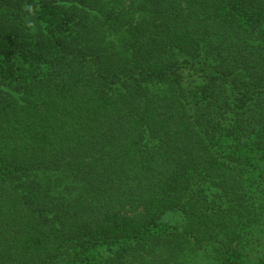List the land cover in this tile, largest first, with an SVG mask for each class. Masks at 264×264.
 <instances>
[{"label": "trees", "instance_id": "obj_1", "mask_svg": "<svg viewBox=\"0 0 264 264\" xmlns=\"http://www.w3.org/2000/svg\"><path fill=\"white\" fill-rule=\"evenodd\" d=\"M0 264H264V0H0Z\"/></svg>", "mask_w": 264, "mask_h": 264}, {"label": "clouds", "instance_id": "obj_2", "mask_svg": "<svg viewBox=\"0 0 264 264\" xmlns=\"http://www.w3.org/2000/svg\"><path fill=\"white\" fill-rule=\"evenodd\" d=\"M26 11H28L29 13H33V8L31 5H26ZM27 27L30 29H33V31L35 30L34 24L29 22L27 23Z\"/></svg>", "mask_w": 264, "mask_h": 264}]
</instances>
